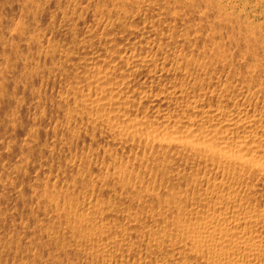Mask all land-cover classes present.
I'll return each mask as SVG.
<instances>
[{"label":"bare ground","instance_id":"6f19581e","mask_svg":"<svg viewBox=\"0 0 264 264\" xmlns=\"http://www.w3.org/2000/svg\"><path fill=\"white\" fill-rule=\"evenodd\" d=\"M244 1L0 0V264H264Z\"/></svg>","mask_w":264,"mask_h":264},{"label":"rangeland","instance_id":"374dc122","mask_svg":"<svg viewBox=\"0 0 264 264\" xmlns=\"http://www.w3.org/2000/svg\"><path fill=\"white\" fill-rule=\"evenodd\" d=\"M245 1H246V0H245ZM245 1L242 2V3L239 2V3L237 4V6L240 8V5H241L240 10H242L243 7H244V5H245V3H247V7L251 5L250 7H248L250 10H249L248 8H246V10L248 11V13L251 12L250 14H251V16L253 17V12L255 13V11H254L255 8H254V7H255L256 4H255L254 1L251 2V1L247 0V1H249V4H248L247 1H246V2H245ZM240 3H241V4H240ZM253 5H254V6H253ZM262 5H264V3H261V2H260V3H259V8H260L261 10H262V7H261ZM252 8H254V9H252ZM263 9H264V8H263ZM252 10H253V11H252ZM249 11H250V12H249ZM263 13H264V12L262 11V14H261V13H258L257 15H263V17H264V14H263ZM263 17H262L261 20H259L260 22H261V21H262V22L264 21V18H263ZM89 143H90V142H89ZM89 143H88V141H87V142L85 143V146H86V144L88 145ZM102 143H103V142H102ZM102 143L100 144L101 147H102L103 144H104V143H103V144H102ZM87 147H88V146H87ZM87 147H86V148H87ZM134 151H135V152H134ZM135 153H137V148H134V150H133V152H132L131 154L134 155ZM127 156H128V155H127ZM100 161L102 162L103 160H100ZM101 162H100V163H101ZM103 173H107V172H106L105 170H103ZM105 175H106V174H105Z\"/></svg>","mask_w":264,"mask_h":264}]
</instances>
